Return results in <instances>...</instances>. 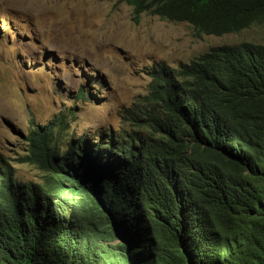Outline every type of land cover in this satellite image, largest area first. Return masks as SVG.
<instances>
[{
    "label": "trees",
    "instance_id": "obj_1",
    "mask_svg": "<svg viewBox=\"0 0 264 264\" xmlns=\"http://www.w3.org/2000/svg\"><path fill=\"white\" fill-rule=\"evenodd\" d=\"M118 1L197 38L264 25V0ZM148 73L128 131L65 139L53 120L18 159L40 182L0 163V264H264V46Z\"/></svg>",
    "mask_w": 264,
    "mask_h": 264
},
{
    "label": "rangeland",
    "instance_id": "obj_2",
    "mask_svg": "<svg viewBox=\"0 0 264 264\" xmlns=\"http://www.w3.org/2000/svg\"><path fill=\"white\" fill-rule=\"evenodd\" d=\"M242 42L264 46V25L197 38L186 23H135L118 0H0V163L40 182L18 163L36 126L62 119L65 139L128 131L122 113L148 94L154 64L177 68Z\"/></svg>",
    "mask_w": 264,
    "mask_h": 264
}]
</instances>
